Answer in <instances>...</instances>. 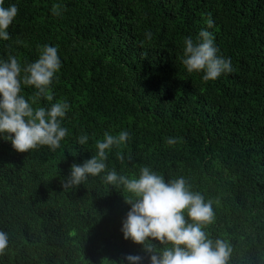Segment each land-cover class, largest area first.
Wrapping results in <instances>:
<instances>
[{
	"label": "trees",
	"instance_id": "obj_1",
	"mask_svg": "<svg viewBox=\"0 0 264 264\" xmlns=\"http://www.w3.org/2000/svg\"><path fill=\"white\" fill-rule=\"evenodd\" d=\"M12 4L18 14L10 39H0V61L17 58L20 95L33 109L59 101L70 107L61 120L68 134L55 151L17 152L4 138L9 134L0 133V231L9 237L0 264H129L127 255L150 264L144 246L121 231L131 208L125 199L133 194L104 180L112 170L139 178L144 167L166 182L184 177L191 191L213 202L215 220L203 230L230 244L228 264H264V0H4L3 6ZM201 30L212 34L218 55L230 58L231 73L204 81L203 72L186 71L184 41L197 42ZM45 45L61 61L47 93L52 100L23 84V69ZM121 131L129 139L106 150L104 172L62 187L73 164L96 155L105 132ZM169 137L178 142L169 145Z\"/></svg>",
	"mask_w": 264,
	"mask_h": 264
},
{
	"label": "clouds",
	"instance_id": "obj_2",
	"mask_svg": "<svg viewBox=\"0 0 264 264\" xmlns=\"http://www.w3.org/2000/svg\"><path fill=\"white\" fill-rule=\"evenodd\" d=\"M3 4L4 0H0V39L7 41L10 39L7 29L17 16L18 8L15 4L9 7ZM57 8L53 11L59 15ZM212 26L213 21L209 19L208 28ZM145 35L151 39L150 32ZM218 51L212 34L201 30L197 42L192 37L185 39L182 63L188 73L203 72L204 81L215 80L221 74L233 71L230 58L218 55ZM60 68L57 49L45 45L39 58L23 69L26 73L23 84L34 86L38 90L36 96L43 95L52 100V96L47 93ZM20 74L21 67L15 56L0 61V133L9 134L4 138L11 142L17 152H28L38 146H48L55 151L68 134V130L61 126V120L70 106L65 101H59L48 109H33L20 95ZM128 139L126 131L118 135L105 132L103 141L96 142V155L82 165L73 164L62 187L79 186L89 176L95 177L104 172L107 168L106 150L113 146L119 147ZM87 141V135L78 137L80 145ZM177 142L172 137L167 139L169 145ZM117 159L123 163L125 157L117 152ZM104 180L112 186L122 185L133 194L134 199H125L131 208L122 223L121 231L125 240L131 239L144 246V251L151 254L150 264H228L232 253L230 244L222 239L213 241L203 230L215 220L213 202H206L203 195L191 191L184 177L166 182L163 176L144 167L140 170L139 178L118 175L112 170ZM149 238L158 241L163 247H156ZM8 244V234L0 231V255L4 254ZM126 259L129 264H140L142 257L127 255Z\"/></svg>",
	"mask_w": 264,
	"mask_h": 264
}]
</instances>
